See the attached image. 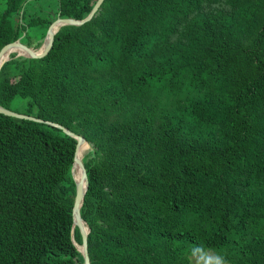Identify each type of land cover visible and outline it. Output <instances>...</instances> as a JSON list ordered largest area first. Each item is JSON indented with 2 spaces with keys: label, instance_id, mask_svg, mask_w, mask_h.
Returning a JSON list of instances; mask_svg holds the SVG:
<instances>
[{
  "label": "trees",
  "instance_id": "trees-1",
  "mask_svg": "<svg viewBox=\"0 0 264 264\" xmlns=\"http://www.w3.org/2000/svg\"><path fill=\"white\" fill-rule=\"evenodd\" d=\"M96 1L0 0V50ZM0 107L87 145L90 264H264V0H104L10 54ZM75 142L0 114V264H84Z\"/></svg>",
  "mask_w": 264,
  "mask_h": 264
},
{
  "label": "water",
  "instance_id": "water-1",
  "mask_svg": "<svg viewBox=\"0 0 264 264\" xmlns=\"http://www.w3.org/2000/svg\"><path fill=\"white\" fill-rule=\"evenodd\" d=\"M103 1L104 0H97L95 5L93 6L92 10L88 14V16L86 18H84L83 20H75V19L60 18V17L56 18L49 25V27L47 29L46 37L44 39V42H43L42 46L37 51L29 48L28 46H26L24 44H22L19 40H16L14 42L6 44L0 50V61L8 51H11L12 49H15V48H19V49L23 50V52H24V54L16 53L17 56H25V57H29V58H33V59H41V58L45 57L49 53V51L51 50L52 45H53V41H54V35L56 34V32L58 31V29L60 27H62V26H81V25L89 22L96 15V13L98 12ZM8 60H9V58L6 61H8ZM6 61H4L3 63H5ZM3 63L0 65V68L3 65ZM0 114H3V115L8 116V117L16 118V119L28 120V121H32V122H36V123H45L47 125L54 126L58 129H60L65 134H67L70 137L75 139L76 142H75L74 163H73L72 170H71L72 179H73L74 184H75V195H74L73 206H72V219H73V227L78 228L80 236H81V249L78 247V245L74 241V239H73V244L77 248V250L82 254L83 259H84V264H90V260H89V256H88V250H87V235L89 233V229L85 225V222L82 220L81 214H80V208L82 206L84 194L87 190L88 180H87L86 169H85V166L83 164L82 158L77 156V151H78L79 147L81 146V144H85L84 140L79 135L71 133L69 130L63 128L62 126H60L58 124H54V123H50V122H44L43 120L38 119V118L33 117V116L20 114V113L13 112V111L1 108V107H0ZM75 163H77L79 165L80 170H81L80 182H76L74 179L73 169H74ZM84 225H85V227H84Z\"/></svg>",
  "mask_w": 264,
  "mask_h": 264
},
{
  "label": "rangeland",
  "instance_id": "rangeland-1",
  "mask_svg": "<svg viewBox=\"0 0 264 264\" xmlns=\"http://www.w3.org/2000/svg\"><path fill=\"white\" fill-rule=\"evenodd\" d=\"M52 6L53 7H49V8H45L47 12V15L46 16L49 20H52L53 17H54V6L55 4L52 3ZM192 263L193 264H224L220 261L219 257L214 253V252H211V251H207V252H204V253H201L197 256H194L192 257Z\"/></svg>",
  "mask_w": 264,
  "mask_h": 264
},
{
  "label": "bare ground",
  "instance_id": "bare-ground-1",
  "mask_svg": "<svg viewBox=\"0 0 264 264\" xmlns=\"http://www.w3.org/2000/svg\"><path fill=\"white\" fill-rule=\"evenodd\" d=\"M12 53L24 54L23 50H21L19 48L12 49L11 51H8L5 54V56L1 59L0 65L4 61H6L9 58L10 54H12ZM86 148H87V145L86 144H83V147L80 149V151L78 152L77 156L80 157V158H82L83 155H84V152H85ZM73 173H74V179H75V181L76 182H80V180H81V170H80V167H79V165L77 163H75V165H74ZM84 227H85V225H84ZM78 247L81 249V245H78Z\"/></svg>",
  "mask_w": 264,
  "mask_h": 264
}]
</instances>
